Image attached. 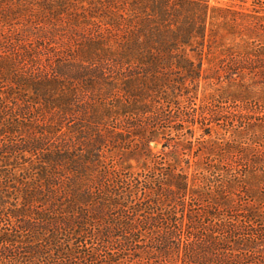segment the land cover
<instances>
[{
	"label": "trees",
	"instance_id": "1",
	"mask_svg": "<svg viewBox=\"0 0 264 264\" xmlns=\"http://www.w3.org/2000/svg\"><path fill=\"white\" fill-rule=\"evenodd\" d=\"M33 1L97 57L9 64L10 91L32 88L57 111L39 123L38 101L0 96V264H264V97L194 94L215 19L254 37L224 45L213 77L264 93V0L250 12L209 0H11ZM219 128L246 135L203 171L167 157ZM109 144L150 163L119 168Z\"/></svg>",
	"mask_w": 264,
	"mask_h": 264
},
{
	"label": "rangeland",
	"instance_id": "2",
	"mask_svg": "<svg viewBox=\"0 0 264 264\" xmlns=\"http://www.w3.org/2000/svg\"><path fill=\"white\" fill-rule=\"evenodd\" d=\"M209 3L211 6H230L238 11L248 10L250 12L253 7L251 0H248L247 3H242L240 0H209ZM43 12L47 11H43V7L34 1L17 4L11 2V0H0V96L2 99H14L18 102H23L24 98L38 101L34 103L35 107L33 110L39 119V123L46 122L52 117V111H57V109L50 110L41 97L37 98L35 96L32 88L26 87L23 90V88H16V85L12 84L13 90L10 91L11 82L9 78L13 76L9 67L10 62L18 58V61H21L19 66L30 69L36 66L43 68V64L48 63L49 59L56 61L58 58L74 57L76 61H82L87 65L89 64L88 61L97 57L92 51H86L73 41L70 42V31L63 27L64 23H58L54 27V24L48 21L46 14ZM237 16L241 15L237 14ZM56 27L58 29H55ZM243 28L242 25L231 27L222 21L216 19L213 21L214 31L212 33V40L214 43L211 53L208 57L204 58L203 68L205 78L201 80L198 90L194 93L199 99L205 96L209 97L212 94H222L235 99H246V97L251 96L264 97V93H254L255 90L246 91L244 88L236 85V83L226 79L218 83L216 78L213 77V67L221 55V51L225 48L224 45L228 46L236 42L249 41L250 37H254V34L251 35L246 27V32L242 33ZM24 43H26L28 52L23 47L19 48V45ZM36 61L39 63L37 64ZM99 86L97 85L96 88ZM57 87L58 89L64 88L66 91L68 86L66 82H62ZM75 113L79 114L77 117H80L79 112ZM68 117L70 116L67 115L64 118L58 119L57 128L61 126L63 132H69L70 129H73L71 124L66 120ZM27 128L23 127L25 131L24 135H29L33 130L30 125L29 130ZM260 132L262 133V131ZM200 134L201 132L198 130L193 140L200 138ZM245 135L235 133V131L226 132L224 129L219 128L212 135H205L200 139L204 142H194L193 145H190L184 139L176 147L171 146L164 150L167 152V157L171 163H179V160H182L181 164L186 167L184 161L185 159H190L191 166L189 170L193 174L204 170L206 161H208V155L216 158L229 152L227 145L223 146L222 144L227 141L230 143L241 141ZM150 148L153 153L158 154L163 152L161 142L152 141ZM222 148H226V152L221 153ZM104 150L106 152V160L116 163L122 169L138 171L150 163V156L148 157V155L139 151L123 149L121 146L114 147L111 144L105 147ZM228 157L227 155L225 159ZM20 172L21 170H17V175H20ZM247 180L251 181L249 177H247ZM255 197L259 199V193H256Z\"/></svg>",
	"mask_w": 264,
	"mask_h": 264
}]
</instances>
